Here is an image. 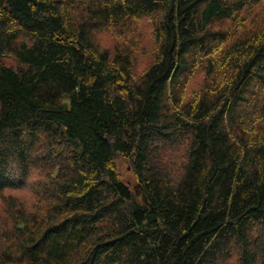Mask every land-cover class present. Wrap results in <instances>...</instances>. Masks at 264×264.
Here are the masks:
<instances>
[{"label":"trees","instance_id":"obj_1","mask_svg":"<svg viewBox=\"0 0 264 264\" xmlns=\"http://www.w3.org/2000/svg\"><path fill=\"white\" fill-rule=\"evenodd\" d=\"M0 172V264H264V0H0Z\"/></svg>","mask_w":264,"mask_h":264},{"label":"rangeland","instance_id":"obj_2","mask_svg":"<svg viewBox=\"0 0 264 264\" xmlns=\"http://www.w3.org/2000/svg\"><path fill=\"white\" fill-rule=\"evenodd\" d=\"M136 25L138 27L137 28L138 29V36H140L142 38V40L139 39V40H141V41H139L141 48H140V51H137L138 52L137 55L139 57H138V63L136 65H138L139 70H143L144 67L146 66V64H148V62H147L148 56H146L145 53H142V52L148 51L150 49V46H151L150 44L152 41L150 39L151 35H152L151 34L152 27L150 26L151 25L150 21L148 19H145V18L140 20L138 23H136ZM116 39L117 38L111 34L102 33L100 36V40L104 41L105 45L108 46L109 48H113V46L117 43ZM143 40H145L144 43H142ZM140 55H142V56H140ZM143 55H145V56H143ZM203 74L204 73H198V74H196L195 77L193 76L191 79L188 80V83L186 84L185 89H186L187 93H189V95H190V93L193 94V91L196 90L197 87H199V85L201 84L200 82H202V80L204 78ZM125 177L129 178V179L132 178L130 174H127ZM134 188L138 189V184L135 183ZM31 193H33V190L30 191L27 189V190L23 191L22 193H20L19 197L29 199V200L30 199L33 200V197H31L32 196Z\"/></svg>","mask_w":264,"mask_h":264},{"label":"snow or ice","instance_id":"obj_3","mask_svg":"<svg viewBox=\"0 0 264 264\" xmlns=\"http://www.w3.org/2000/svg\"><path fill=\"white\" fill-rule=\"evenodd\" d=\"M11 177H6L2 172H0V186L3 185V183L6 181V180H10Z\"/></svg>","mask_w":264,"mask_h":264}]
</instances>
